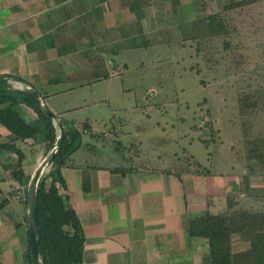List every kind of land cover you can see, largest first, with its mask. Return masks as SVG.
<instances>
[{"label":"crops","instance_id":"crops-1","mask_svg":"<svg viewBox=\"0 0 264 264\" xmlns=\"http://www.w3.org/2000/svg\"><path fill=\"white\" fill-rule=\"evenodd\" d=\"M263 3L264 0L256 1L246 8L251 12L260 9ZM224 6L221 10L227 15L231 10L229 5ZM152 11V14H165L164 19L167 15L171 18L169 27L155 28L159 37L167 38L182 37L181 31H171L174 26L181 29L189 19L208 21L215 15L206 13L203 0H0V74H13L30 82L59 119L93 137L97 132L92 122H70L64 118L66 108L57 110L48 102L64 93L57 90L59 86L90 85L113 76L108 64L113 65L115 72L120 68L114 59L107 62L108 54L115 57L127 49H137L135 42L141 43L142 38L150 46L151 38L158 37L157 32L153 31V36L147 33L144 25L146 14ZM8 84L16 90L24 88L13 81ZM22 109L27 121L38 120L31 107L24 105ZM113 130L103 136L111 137L116 133ZM8 134L0 125L4 140ZM140 136L137 132L135 139H141ZM83 143L82 140L80 148L71 156V166L62 168L67 188H60V193L69 194L81 222L85 235L84 264H204L210 260L208 248L203 240L189 235V219L208 210L214 214L225 213L229 207L238 209L256 200L257 207L264 209V179L255 184L251 172L227 182L198 162L200 169L195 172L143 168L139 144L132 149L133 164L100 166L97 160L104 157L107 147L90 143L91 153H85L89 159L82 158L79 162V154H84ZM19 146L26 155L24 172L28 176L27 150L32 149L22 143ZM121 147L120 141L116 148ZM42 155L31 178L44 159ZM16 158L14 154L0 151V186L6 192L4 196L11 197V202L0 209V264H28L25 192L29 185L19 186L3 170V165ZM248 176L243 192L242 184ZM236 189L238 194L231 192ZM245 191H249L251 200ZM231 198L234 202L229 205ZM247 248L249 243L238 235L233 236V253Z\"/></svg>","mask_w":264,"mask_h":264},{"label":"rangeland","instance_id":"rangeland-1","mask_svg":"<svg viewBox=\"0 0 264 264\" xmlns=\"http://www.w3.org/2000/svg\"><path fill=\"white\" fill-rule=\"evenodd\" d=\"M203 1L207 14L224 18L227 38L212 37L209 20L204 18L189 19L181 29L170 28L181 31L182 37H159L155 28L169 27L171 18L152 11L146 14L144 25L147 33L157 32L158 37L151 38L147 48L127 49L115 57L108 54L107 62L114 59L120 68L115 72L108 64L113 76L90 85L57 87L64 93L48 103L57 110L66 108L64 118L70 122L89 120L97 132L89 137L79 129L84 141L79 162L89 159L85 153H91L90 143L98 142L107 149L97 165L133 164L132 152L139 144L143 168L195 172L200 169L198 162L227 182L251 172L255 184L262 183L264 3L251 12L248 8L231 10L229 19L222 7L240 0ZM113 128L116 133L105 138L103 134ZM137 132L141 139H135ZM120 141L123 147L118 150ZM43 153L40 145L27 150L28 175ZM51 169L47 167L44 174ZM236 190L231 192L238 194Z\"/></svg>","mask_w":264,"mask_h":264},{"label":"trees","instance_id":"trees-1","mask_svg":"<svg viewBox=\"0 0 264 264\" xmlns=\"http://www.w3.org/2000/svg\"><path fill=\"white\" fill-rule=\"evenodd\" d=\"M253 2L235 1L229 5L228 10L246 8ZM222 20L225 22L224 18L218 15L209 17L208 27L212 37H228V27H225ZM141 40V43L135 42V48L149 46L147 40L144 38ZM5 100L8 101L6 105ZM24 105L36 112L37 121L30 122L24 118L22 109ZM63 123L66 127L63 146L53 161L52 169L42 176L38 185V245L42 264H84L85 235L81 222L71 205L69 194L60 193V188H67L62 168L71 166V156L81 146V132L69 122L63 121ZM0 125L9 132L5 140L0 135V151H6L17 157L3 165V170L9 172L19 186L28 185L31 176H27L24 172L26 155L19 144L29 145L31 149L38 145L42 146L45 159L57 142L58 128L54 121L49 120L39 111L24 90L13 89L6 80L0 82ZM86 128L87 125L84 129ZM207 142L205 141L206 144ZM248 180L249 176L245 177L242 184L243 192L244 187L248 185ZM27 189L25 205L28 207ZM5 193L0 186V209L11 202V197L4 196ZM245 194L251 200L249 191H245ZM228 202L230 205L234 200L231 198ZM232 209L233 207H229L225 213L221 214H214L208 210L189 219L187 226L189 235L193 239H201L206 243L210 258L207 264H264V209L257 207V200L251 205L246 204L241 208ZM236 235L250 245L247 251L238 255L233 253L232 249L233 236ZM26 260L28 264H33L30 248L27 250Z\"/></svg>","mask_w":264,"mask_h":264},{"label":"water","instance_id":"water-1","mask_svg":"<svg viewBox=\"0 0 264 264\" xmlns=\"http://www.w3.org/2000/svg\"><path fill=\"white\" fill-rule=\"evenodd\" d=\"M13 81L21 84L24 88V92L32 100L35 106L39 111L49 120L54 121L55 125L58 128L59 136L57 142L51 151V153L43 159L38 168L36 169L27 189V205H28V231H29V246L32 257L33 264H42L40 259L39 245H38V216H37V192L38 185L45 173L47 167L52 166L53 161L57 157L59 151L61 150L65 136H66V127L64 126L63 120L51 111V109L43 103V101L38 96L35 88L30 82L25 81L24 79L17 77L13 74L3 73L0 74V82L2 81Z\"/></svg>","mask_w":264,"mask_h":264}]
</instances>
